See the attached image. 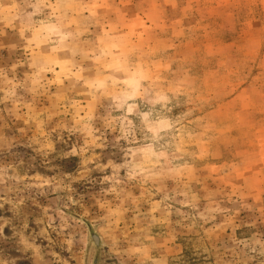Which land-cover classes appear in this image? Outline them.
Instances as JSON below:
<instances>
[{
  "label": "rangeland",
  "instance_id": "374dc122",
  "mask_svg": "<svg viewBox=\"0 0 264 264\" xmlns=\"http://www.w3.org/2000/svg\"><path fill=\"white\" fill-rule=\"evenodd\" d=\"M0 264H264V0H0Z\"/></svg>",
  "mask_w": 264,
  "mask_h": 264
},
{
  "label": "water",
  "instance_id": "95a60500",
  "mask_svg": "<svg viewBox=\"0 0 264 264\" xmlns=\"http://www.w3.org/2000/svg\"><path fill=\"white\" fill-rule=\"evenodd\" d=\"M90 238H91V241L93 243L99 244V239L93 233H91V232H90Z\"/></svg>",
  "mask_w": 264,
  "mask_h": 264
}]
</instances>
